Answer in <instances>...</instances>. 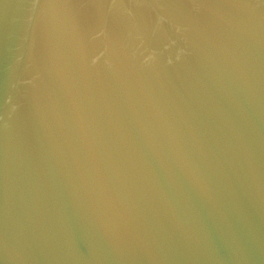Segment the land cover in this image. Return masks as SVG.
<instances>
[{"label":"water","instance_id":"1","mask_svg":"<svg viewBox=\"0 0 264 264\" xmlns=\"http://www.w3.org/2000/svg\"><path fill=\"white\" fill-rule=\"evenodd\" d=\"M0 264H264V0H0Z\"/></svg>","mask_w":264,"mask_h":264}]
</instances>
